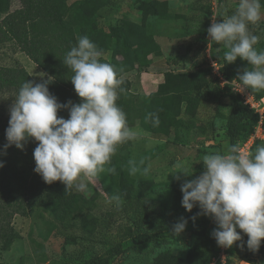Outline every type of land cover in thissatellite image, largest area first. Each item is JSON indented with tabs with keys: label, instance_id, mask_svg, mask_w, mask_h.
<instances>
[{
	"label": "rangeland",
	"instance_id": "1",
	"mask_svg": "<svg viewBox=\"0 0 264 264\" xmlns=\"http://www.w3.org/2000/svg\"><path fill=\"white\" fill-rule=\"evenodd\" d=\"M83 1L68 0L67 6L75 7V4H81ZM152 1L156 2L158 15H146L144 11L143 3ZM40 2L11 0L9 14L19 12L26 14L29 11L36 14L43 9ZM238 6L239 0H224L222 3H219V0H119L112 10L103 13V17L96 16L98 28L106 33H110L111 28H118L125 22H131L143 29L148 42L160 47L156 54L147 56L145 52L141 55L140 61L150 62L149 66L138 65L134 71L121 77V80L131 82V92L140 96L139 102L143 96L157 92L166 73L202 70L210 80V86L200 91L197 97V107L187 112L183 105L181 125L173 129L168 136L155 135L142 128L139 123L142 115L140 108H135L129 118L131 122L129 126L135 130H142L143 136L131 141L130 149L123 155L126 159L119 161L125 164L130 170V177L135 180L134 193L142 192L140 184H144L145 191L141 203L128 205L127 213H117L112 230L101 241V245H96L95 250L99 252H104L118 243L124 245L127 249L125 254L111 264H153L168 254L183 259L192 254L198 256L221 254L218 253V248L215 253L212 250L211 233L217 225L211 218L203 215L195 221L189 220V215L199 209V206L194 207L192 212H188L182 206L181 184L185 180L196 178L205 170L202 162L204 155L217 152L224 154L230 147L226 124L232 100L227 86L208 71V65L211 63L208 56L210 50L215 59L219 62H222V59L215 55V51L213 52V40L208 38L207 29L213 18L218 22L219 18L233 14ZM76 14L79 12L74 8L64 19L65 25L51 35L46 23L36 18L22 28L26 27L38 37H44L46 45L55 48L61 35L78 33ZM2 18L4 16L0 15V19ZM248 28L252 34L260 38L255 47L264 50V15L259 22L250 23ZM99 58L110 60L112 54ZM15 62H18L31 80L37 83L52 77L55 71L53 67L42 68L26 53L16 51L9 45L1 46L0 67L12 66ZM258 145H264V139L255 143L252 152ZM119 158L120 156L114 154L111 161L116 162L115 159ZM181 168L187 169L193 175L175 173ZM176 175H180L179 181ZM85 183L87 187L82 193L86 197L91 198L98 192L101 196L102 209L115 212L114 202L104 193L97 179L85 178ZM128 216H140L144 230H161L167 234L172 233L171 227L180 217L187 218L188 223L184 232L166 242L131 246L132 242L127 241ZM13 226L18 235L8 251H0L1 264H80L83 245L68 240L67 234L55 229L48 217L43 218L40 214L17 215L13 220ZM243 263L264 264V258L248 247H229L227 264Z\"/></svg>",
	"mask_w": 264,
	"mask_h": 264
},
{
	"label": "trees",
	"instance_id": "2",
	"mask_svg": "<svg viewBox=\"0 0 264 264\" xmlns=\"http://www.w3.org/2000/svg\"><path fill=\"white\" fill-rule=\"evenodd\" d=\"M39 1L43 7L39 11L40 13L31 14L29 11L26 14L23 12L9 14L11 0H0V15L4 16L0 19V47L9 45L16 51L26 53L42 68L53 67L55 70L52 76L54 80L49 84V91L57 97L60 103L66 104L68 101L80 103L82 99L76 93L70 80L74 73L63 63L66 53L77 44L80 36L87 35L97 45L102 53L100 57L112 54L110 60L99 59L122 69L118 76L119 79L134 71L138 65L149 66L150 62L140 61L141 55L145 52L148 56L156 54L160 50L159 46L148 42L141 27L131 22H125L118 28H111L110 33L98 28L96 16L103 17V13L112 10L119 0H84L81 4H75V7H68V0ZM222 2L224 0H219V3ZM261 3L264 5V0H261ZM74 8L79 12L75 15L78 33L72 32L68 36L61 35L55 48L46 45L44 37H38L36 33H32L26 27L22 28L23 25L36 18V20L46 23L50 35L54 34L57 29L65 25L64 19ZM143 8L146 15H158L155 1L143 3ZM262 9L264 10V8ZM222 20L223 17L219 18L218 22H222ZM65 38H70V40ZM212 50L215 51L216 54H214L217 57L222 59L220 62L223 66L221 71L228 80H238L246 68L252 67L241 58H237L233 63H225L223 56L227 49L222 43L217 44L213 41ZM208 71L211 72L210 69ZM27 80L32 81L18 62L12 66L0 67V161L4 162V167L0 168V251H8L17 238L18 234L13 226L15 216L40 214L43 218L48 217L55 229L67 234L68 240L83 245L79 259L80 264H111L116 258L125 254L127 249L124 248V245L118 243L104 252L96 251V245H101V241L112 230L117 213H127L128 205L141 203L145 191L144 184H140L142 192L134 193L135 180L130 177V170L125 164L119 161L126 159L123 155L130 149L131 141L118 145L115 154L120 158L115 159L116 162L110 160L105 165V171L94 177L100 182L104 193L114 202L115 212L102 209L101 196L98 192L88 198L82 192L75 190L66 192V186L60 181L46 183L41 175L34 171L36 163L33 152L38 141H35L34 138L29 139L23 150L13 145L7 149L6 154L3 149L7 143L6 129L9 126L10 108L19 88ZM122 81L121 87L125 91L120 93L117 104L127 113V119L129 120L132 116L135 108H140L142 115L139 123L142 128L152 134L163 136H168L173 129L181 125L183 105L187 112H191L198 105L197 97L200 91L210 86V80L202 70L166 73L157 92L143 96L142 101L139 102L140 96L131 92V82L126 79ZM227 90H229L232 100L226 124L227 136L230 146L234 144L239 146L244 138L250 136L257 125L259 116L245 107L231 93L228 86ZM250 90L257 99L264 98V90ZM150 113H156L159 116L158 126H153L152 119L149 117ZM58 115L67 119L69 112L67 109L61 110ZM128 124H131L130 120ZM256 147L251 155L255 153ZM110 168H115L116 171L114 173L108 171ZM117 195L119 201L113 199V196ZM198 212L200 209L190 214L189 220L193 221L192 217L196 216ZM140 219H142L140 216H128L126 219L128 223L126 231L129 239L127 241L132 242L131 246L166 242L175 236L161 230H144V224ZM238 231L241 230L238 229ZM241 234L243 241H237L233 246L246 248L248 236L242 231ZM241 243H243V247L240 246ZM217 248L218 244L212 238L214 253ZM257 252L264 258V241L261 242ZM86 255L89 257L87 258ZM212 258V254L209 256L192 254L186 259L168 254L153 264H210Z\"/></svg>",
	"mask_w": 264,
	"mask_h": 264
},
{
	"label": "clouds",
	"instance_id": "3",
	"mask_svg": "<svg viewBox=\"0 0 264 264\" xmlns=\"http://www.w3.org/2000/svg\"><path fill=\"white\" fill-rule=\"evenodd\" d=\"M262 8L261 0H239L233 14L224 16L222 22L213 18L207 29L208 38L227 49L225 63L241 58L252 66L238 77L252 90H264V50L255 47L260 38L248 28L262 19ZM101 55L97 45L83 35L63 59L74 73L70 80L82 98L80 103H60L49 91L54 80L49 77L39 83L25 81L10 108L4 154L13 145L23 150L34 138L38 141L33 152L34 171L48 184L62 182L66 192L84 191L85 178L104 172L118 145L143 136L142 130L129 126L127 113L117 104L120 93L125 91L118 78L122 69L102 62ZM65 109L69 112L67 119L58 115ZM149 117L153 126L159 125L156 113ZM202 162L205 170L181 184L182 206L188 212L199 206L193 221L203 215L215 222L211 235L219 246L232 247L243 241L242 231L248 236L249 250L258 251L264 241V145H258L250 156L234 144L224 154L204 155ZM2 167L4 162L0 161ZM175 173L193 175L185 168ZM176 179L179 181L180 175ZM113 199L119 201V196ZM187 223V218L180 217L171 227L172 234L179 236Z\"/></svg>",
	"mask_w": 264,
	"mask_h": 264
},
{
	"label": "built area",
	"instance_id": "4",
	"mask_svg": "<svg viewBox=\"0 0 264 264\" xmlns=\"http://www.w3.org/2000/svg\"><path fill=\"white\" fill-rule=\"evenodd\" d=\"M208 56L211 62L208 67L211 70L210 73L213 77L228 86L231 93L234 94L245 107L254 111L259 116L257 125L254 127L250 136L248 138H244L239 143L240 150L251 156L252 148L255 143L264 139V98L257 99L250 88H246L239 80H228L221 71L223 67L222 64L214 58L211 50L209 51ZM219 252L221 254L218 255L216 253L218 256H213L210 264H227L229 247H221L218 245V253Z\"/></svg>",
	"mask_w": 264,
	"mask_h": 264
}]
</instances>
